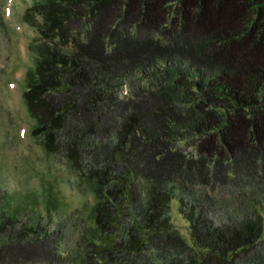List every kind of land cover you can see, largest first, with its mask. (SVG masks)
Returning <instances> with one entry per match:
<instances>
[{
    "label": "trees",
    "instance_id": "obj_1",
    "mask_svg": "<svg viewBox=\"0 0 264 264\" xmlns=\"http://www.w3.org/2000/svg\"><path fill=\"white\" fill-rule=\"evenodd\" d=\"M23 21L39 36L31 135L86 165L94 199L69 214L45 189L46 223L29 225L0 209V264H263L264 204L220 223L204 207L264 198V0H32Z\"/></svg>",
    "mask_w": 264,
    "mask_h": 264
},
{
    "label": "rangeland",
    "instance_id": "obj_2",
    "mask_svg": "<svg viewBox=\"0 0 264 264\" xmlns=\"http://www.w3.org/2000/svg\"><path fill=\"white\" fill-rule=\"evenodd\" d=\"M31 3L32 0H0V209L7 214L18 209L17 222L28 225L36 223L39 216L46 223L42 202L45 189L59 188L69 214L76 207L87 209L94 199L89 190L79 188V181L84 171L87 172L86 165L73 168L66 153L45 151L31 135L34 120L22 96L26 87L25 71L34 60L31 44L39 40L35 29L23 21L25 9ZM144 76L139 71L130 73L112 88L115 93L126 95L132 85L146 82ZM188 145L184 146L189 150ZM114 174H118V169ZM229 194L232 192H212L205 200V214L213 223L224 222L227 215L238 219L253 211L254 206L260 204L262 208L264 204V198L256 195L247 198ZM134 206L132 211H135ZM177 208L178 203L173 199L171 217L180 233L188 235L187 220ZM262 215L264 217V211ZM57 219L59 217L49 222L50 230L56 228ZM259 253L264 264V240Z\"/></svg>",
    "mask_w": 264,
    "mask_h": 264
}]
</instances>
